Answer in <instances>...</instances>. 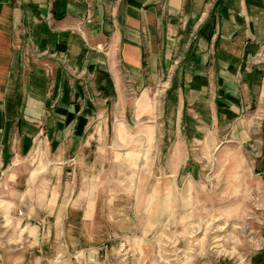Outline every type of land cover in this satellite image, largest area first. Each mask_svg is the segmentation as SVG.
Instances as JSON below:
<instances>
[{
  "label": "crops",
  "instance_id": "0c3cea01",
  "mask_svg": "<svg viewBox=\"0 0 264 264\" xmlns=\"http://www.w3.org/2000/svg\"><path fill=\"white\" fill-rule=\"evenodd\" d=\"M160 89L175 167L184 144L251 139L264 0H0V171L45 154L47 171L83 177L99 125L119 122L124 138L128 108L151 109Z\"/></svg>",
  "mask_w": 264,
  "mask_h": 264
},
{
  "label": "rangeland",
  "instance_id": "374dc122",
  "mask_svg": "<svg viewBox=\"0 0 264 264\" xmlns=\"http://www.w3.org/2000/svg\"><path fill=\"white\" fill-rule=\"evenodd\" d=\"M162 95L128 108L124 138L119 122L99 125L83 177L47 171L45 154L0 171V264H253L264 250V123L245 142L229 130L177 147V168Z\"/></svg>",
  "mask_w": 264,
  "mask_h": 264
}]
</instances>
